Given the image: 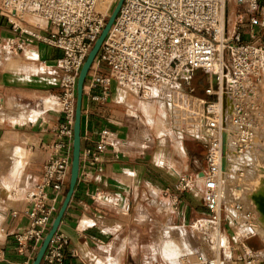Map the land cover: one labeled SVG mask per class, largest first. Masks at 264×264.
I'll return each instance as SVG.
<instances>
[{
	"label": "built area",
	"instance_id": "1",
	"mask_svg": "<svg viewBox=\"0 0 264 264\" xmlns=\"http://www.w3.org/2000/svg\"><path fill=\"white\" fill-rule=\"evenodd\" d=\"M103 1L0 0V16L16 28H21L19 22L34 27L26 42H44L63 52L58 60L62 70L58 98L64 120L54 131L53 157L45 164L41 179L26 192L30 203L26 211L29 224L16 235L21 250L30 241L41 246L70 180L78 77L118 2L108 0V6L103 8ZM231 4L235 10L230 9ZM233 11L240 19L231 29L230 12ZM27 16L42 19L45 26L28 22ZM244 27L249 29L248 34L253 39H257V28L264 35V0H125L84 84L87 100L105 103L112 96L113 81L122 89L148 96L152 87L162 82L178 85L180 78L189 79L195 70L208 74L211 85L206 90L208 97L204 98L203 121L205 127L214 129L219 136L214 146L210 138L194 137L208 146L207 168L201 176L205 179L203 202L210 212V220L219 223V227L223 205L219 183L221 166L215 156L219 151L222 156L223 134L228 133L224 127V101L227 100L229 120L240 152L254 145L261 114L264 43L244 41L241 31ZM118 144L115 133L104 129L96 141V151L87 148L81 152V158L95 165L102 161V154L109 147L116 148ZM98 170L102 171V167ZM179 177L178 190L193 188L192 176L180 174ZM177 205L176 202L175 207ZM235 208L242 210L243 205L236 204ZM230 215L231 222L240 224ZM241 227L240 224L235 231L237 244L232 246L235 250L238 243L243 247L237 262L262 264L245 242L258 233L252 229L241 232ZM68 241V236L57 230L40 264H64ZM198 258L200 264H220V255L206 257L199 253ZM0 264L31 263L8 259L0 243Z\"/></svg>",
	"mask_w": 264,
	"mask_h": 264
},
{
	"label": "crops",
	"instance_id": "2",
	"mask_svg": "<svg viewBox=\"0 0 264 264\" xmlns=\"http://www.w3.org/2000/svg\"><path fill=\"white\" fill-rule=\"evenodd\" d=\"M20 26L16 28L0 16V101L5 105L0 106V119H18L4 111L21 105L31 107V112H37L38 117L23 123L10 121L8 123L20 126L12 131H0V141L19 145L9 150L8 171L0 174V243L8 259L28 260L32 264L40 247L30 241L21 250L16 235L29 224L26 211L30 203L26 192L41 179L45 164L53 157L54 131L64 120L61 110L46 109L41 104L55 98L50 93L60 95L62 70L58 60L63 52L44 42H26L34 27L28 23ZM257 32L260 35V28ZM261 39L264 43V35L252 40L259 43ZM21 41L25 43L19 46ZM199 71L204 72L195 70L189 79L179 81L184 79L190 84ZM179 81L178 85L195 97H208L206 91L191 85L182 87ZM186 95L190 108L191 96ZM139 102L116 85L105 103L92 102L84 96L81 152L87 148L96 151V141L104 129L115 133L119 144L116 148L109 147L102 154V161L95 165L81 158L78 181L58 229L69 240L64 249V264H157L164 261L179 264L184 258L195 256L196 251L182 257L185 255L183 246L190 244L187 227L193 221L196 224L210 216L203 202L204 179H199L205 172L201 165L206 162L207 154L203 156L202 141L194 137L201 132L196 133L193 126L184 121H175L177 131L172 121L163 118L156 121L152 114L148 115L146 104L143 110L150 120L129 121L127 107L141 110ZM38 103L41 109L35 108ZM129 112L136 115L132 110ZM161 112L165 115L162 108ZM183 122L191 126L192 131L181 132ZM4 123L6 121H0ZM99 166L102 171L98 170ZM180 174L194 178L191 190H178ZM65 193L66 190L60 206ZM256 209L255 220L259 218ZM173 231L178 235L173 236ZM259 233L245 241L257 260L259 256L264 258V234ZM226 251L228 254L229 248ZM240 252H243L242 246ZM226 261L238 263L234 262L231 252L222 262Z\"/></svg>",
	"mask_w": 264,
	"mask_h": 264
},
{
	"label": "rangeland",
	"instance_id": "3",
	"mask_svg": "<svg viewBox=\"0 0 264 264\" xmlns=\"http://www.w3.org/2000/svg\"><path fill=\"white\" fill-rule=\"evenodd\" d=\"M233 8H234V5L231 4L230 9L232 10ZM234 10H235V8H234ZM230 17H231L230 28L233 29L236 21H238V19H240V16L236 15V12L233 11V12H230ZM26 20L32 24H35V20L31 16H27ZM41 21H43V20L41 19ZM43 23H45V22L43 21ZM243 23L244 24L246 23V19L243 20ZM19 24L26 26V22H19ZM241 31L244 34V41L253 42V40H252L253 38H251L248 34L249 29L247 27L242 28ZM256 32H257V29H256ZM262 33H263V31L261 30L260 35L258 34L257 37L261 36ZM259 43H263V39H261V42H259ZM7 49H10V46H7ZM3 57H1V58L3 59ZM0 63H1V60H0ZM0 66H2V64ZM179 83L182 85V87H187L188 85H191L192 87L197 88L200 91H206L207 88L211 85V81L209 79L208 74L205 72H202V71H199L195 75H193V78H192V81L190 82V84H188V81H186L184 79H181L179 81ZM118 89H120V88H118ZM126 91H127L128 95L141 98V96L138 94L132 93L128 90H126ZM49 95L52 97H55L59 101V98L56 96L55 93H50ZM187 101H188V99H187ZM132 104H133V102H132ZM139 104H140V102H139ZM260 104H261V114L263 115V117L261 119H259V121H258L259 128L257 130V136L255 139L257 144L254 146V149L256 151L253 153L254 155L251 156L250 160L240 161L238 164L233 165L232 169L230 171V174H228V176L226 177L227 178L226 179L227 187L229 189H231V192L229 193V196L226 197V201L228 202V204L224 200V203L222 205V212H221L222 219L220 222L219 229H220L221 235L223 237L225 236L226 238H228L229 244L231 245L229 250L231 252V257L233 258L234 262H237V255L240 253V246H242V245L238 243V245H237L238 249L237 250L232 249V246L237 244L236 243V237H235V231L240 228V224H236L235 221L231 222L232 217H231L230 213L231 214L233 213V214H236L239 216L240 215L243 216L247 212L248 214L251 215L250 217L254 218L253 222H255L256 215H255L254 210L256 208V205L252 200L251 194H252V190H253V185L264 174V87L261 88ZM39 105H40V103H38L37 106H39ZM0 106H5L2 101H0ZM35 108L41 109V108H37V107H35ZM53 108L60 110V104L57 107H53ZM31 109H32L31 107L28 108L26 105H21L20 107L19 106L15 107V109H13L12 111L11 110L4 111V113H8V114L13 115V116L15 115L16 117H18V119H12L10 117H5L2 120L0 119V121H6V123L0 124V127L2 128V130H0V131H5V132L6 131H12V130H14L20 126V124L8 123L10 121H14L17 123H23L28 119H36L38 117V113L37 112L32 113ZM143 112H144L145 116L148 118L146 112L144 110H143ZM136 113L138 116L137 118L127 117V119L129 121H142V120L146 121L145 116L142 114V112L140 110H136ZM147 113H148V115L152 114L153 119H155L156 121L158 119H162V117L159 115L158 111L153 107H150ZM32 115H33V117H31ZM164 121H172V120L167 119ZM190 122L191 121H187V123H190ZM178 126L180 127L181 123ZM14 146H19V145H11L10 143H7L6 141H0V174L2 172L8 171L7 169H8V166L10 164L9 150ZM202 147H203V156H205V154L208 153V146H207V144L202 142ZM201 167L206 169L207 168L206 162L203 161V165H201ZM241 171L244 172L243 175L240 174ZM237 190H238L239 194H236ZM230 195H231V197H230ZM234 204H242L243 205L242 210L245 211L244 214H242V213L240 214L239 211H237L235 209V207L233 206ZM258 214H259L258 215V217H259L258 223L259 224H257V225H260L261 223H264V216L260 215L259 212H258ZM206 217H207V219H201L199 221V223H196V224H195L196 221H193V223L187 227V237H188L190 244L187 247L183 246V249L185 250V253H184L185 255H182V257L187 256V254L189 255V254L193 253L194 251H196V249L203 250L205 252L206 256H215L217 254L215 251V247H213V248L209 247L208 243H205V239L203 237L202 238L199 237L200 234L197 231V227H195V226L193 227V224L198 225L202 231H208L210 229V225L212 224L213 221L210 220L211 216H206ZM257 230L259 231L258 227H257ZM260 233H262V232H260ZM172 235L177 236L178 234L176 231H173ZM210 244L213 245L215 243L213 241H210ZM237 252H239V253L237 254ZM229 253L227 254V251H226L225 257H223L222 260H226L229 256ZM187 258H184L183 260H186ZM263 260H264L263 257H261V256L258 257V261H261L262 264H264ZM223 263L224 264H226V263L227 264H233V263H231V261L222 262V264ZM234 264H236V263H234ZM237 264H243V262L239 261Z\"/></svg>",
	"mask_w": 264,
	"mask_h": 264
},
{
	"label": "bare ground",
	"instance_id": "4",
	"mask_svg": "<svg viewBox=\"0 0 264 264\" xmlns=\"http://www.w3.org/2000/svg\"><path fill=\"white\" fill-rule=\"evenodd\" d=\"M107 6H108V0H104L101 4V7L106 8ZM33 19L35 20V24L45 26V23H43V21H41V19L36 18V17H33ZM114 85L117 86L115 81H113L112 87ZM263 87H264V85H263ZM118 88H120V87H118ZM120 89L127 93V91L125 89H122V88H120ZM164 91H166L167 93L165 94ZM185 93L189 94L191 96V99H190L188 104L193 111L188 107V105L186 103V99L188 98V96ZM134 97L140 101V104L138 106L140 107V109H141L140 111L142 112V114L144 116H145V114L143 112V108H144V104H146L148 108H150V107L155 108L158 111L159 115L164 120H167V119L172 120V124H173L172 126H173L174 130H176V131H177V129L175 127V121H184L186 123H187V121H191L190 124L193 126L196 133L201 132L200 136H197V135H194V136H196L198 138H210L209 140L211 141L212 145L213 146L215 145V143H216L215 140L217 139V137L219 135L217 134V132L214 129H212V128L208 129L207 127H205V123L203 121V115L205 112L204 99L203 98H197V97H195V95H193L189 92H186L185 90L180 88L178 85L171 84L169 82H162L158 85H155L154 87H152L151 94L148 96H141V98H138L136 96H134ZM41 104L43 105V107L48 109V108L57 107L59 105V101L56 98H54V99H50L48 101H43V103H41ZM40 106L41 105L37 106V108ZM127 108H128V113H127L128 117H132V118L138 117L137 113H136V110H138V109L136 107L128 106ZM161 108L163 109V113H165V115L164 114L162 115ZM130 110L135 112L136 115L134 116V115L130 114L129 113ZM224 113H225L224 114V127H225L226 132H228V133H226L225 139L223 137L222 156H221V151H219L218 154H216V156H215L218 160V163L221 166L219 183H220L221 201L223 203H224V200L226 201V197L229 196V193L231 192V189H229L227 187V183H226L227 178L226 177L228 176V174H230L232 166L235 164H238L240 161L250 160L251 156H253L254 155L253 153L256 151L254 149V146L257 144V142L255 140L254 145L249 147L246 151H243V152L238 151L236 148L237 139H236V136L233 132V127L231 125V122L229 120V109L227 106V100L226 99L224 101ZM262 117H263V115L260 114V119ZM145 120L149 121L150 119L148 120V118L145 116ZM186 123L182 124L183 127L180 130L181 132H184L185 130H187V131L191 130L189 128L190 126H188ZM224 149H225V154L223 153ZM213 153H214V151H213ZM224 160L226 162V168H223V161ZM243 173L244 172H242V171L240 172V174H242V175H243ZM200 178H203V177H199V179ZM236 194H239L238 190L236 191ZM251 196H252L253 202L256 205L257 211L260 213V215L264 216V213L259 208L260 206L258 204V199H257V197L264 196V174L253 185V190H252ZM226 203L228 204L227 201H226ZM235 205L236 204H234L233 206L235 207ZM237 211H239L240 214L241 213L244 214V212H245L243 210H237ZM233 215L236 217V219L238 220V222L242 226L241 227L242 231L240 230L241 232H245L247 229H252L256 233H259V231L261 230L260 232H262L264 234V223L257 225V224H259L258 219L255 220V222H253L254 218L249 217L247 212L243 216H241V215L239 216L236 214H233ZM195 227H197V231L200 234L199 237L200 238L203 237L205 239V243H208L209 247H212V248L215 247V251L217 253L215 256L220 255V264H222V261H223L222 258L225 257L226 248H230L231 245L229 244L228 238H226L225 236L223 237L221 235V232L219 229V223H216L213 221L212 224L210 225V229L208 231H202L198 225H195ZM257 227H258L259 231L257 230ZM210 241H213L215 244H213V245L210 244ZM199 253L206 256V254L203 250L196 249L195 256L194 257H188L186 260H183L182 263L185 261H190L192 264H200L199 258H198ZM206 257H209V256H206ZM182 263H179V264H182ZM172 264H174V263H172Z\"/></svg>",
	"mask_w": 264,
	"mask_h": 264
},
{
	"label": "water",
	"instance_id": "5",
	"mask_svg": "<svg viewBox=\"0 0 264 264\" xmlns=\"http://www.w3.org/2000/svg\"><path fill=\"white\" fill-rule=\"evenodd\" d=\"M125 0H118L115 7L113 8V11L103 28L100 36L96 40L94 46L92 47L85 63L83 64V67L81 69L80 75L78 77L77 82V102H76V113H75V123H74V137H73V153H72V165H71V172H70V180L66 189L64 200L52 222L51 228L49 232L46 234L39 251L33 260L32 264H40L45 251L50 243V240L52 239V236L54 233L59 229L60 223L62 221V218L68 208V205L71 201V198L73 196L78 177H79V171H80V161H81V121H82V111H83V99H84V84L86 77L88 75L89 69L92 66L101 46L104 42L112 24L114 23L121 6L123 5ZM226 133L223 134V137L225 139ZM225 154V149L223 151ZM223 168H226V162L223 161ZM204 173H202L203 176ZM258 204L260 210L264 213V196L257 197Z\"/></svg>",
	"mask_w": 264,
	"mask_h": 264
}]
</instances>
